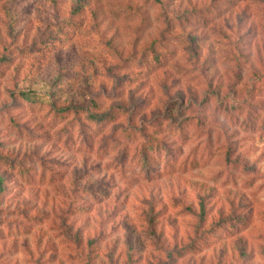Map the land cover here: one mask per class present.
I'll return each instance as SVG.
<instances>
[{
  "label": "rangeland",
  "instance_id": "rangeland-1",
  "mask_svg": "<svg viewBox=\"0 0 264 264\" xmlns=\"http://www.w3.org/2000/svg\"><path fill=\"white\" fill-rule=\"evenodd\" d=\"M0 180V264H264V0H0Z\"/></svg>",
  "mask_w": 264,
  "mask_h": 264
},
{
  "label": "trees",
  "instance_id": "trees-1",
  "mask_svg": "<svg viewBox=\"0 0 264 264\" xmlns=\"http://www.w3.org/2000/svg\"><path fill=\"white\" fill-rule=\"evenodd\" d=\"M17 98L20 101L28 102L30 104H36L38 102L37 99L35 98V96L31 95V93H25V92L18 93ZM57 111L58 112H61L63 114L66 113V112L67 113L71 112V110H65V109H63V110L57 109ZM88 118L93 123L102 124L103 122H105L106 120H108L109 117L108 116H99V115H96V114H93L92 113V114H89L88 115ZM1 183H2V180H0V184ZM0 191H1V187H0Z\"/></svg>",
  "mask_w": 264,
  "mask_h": 264
}]
</instances>
